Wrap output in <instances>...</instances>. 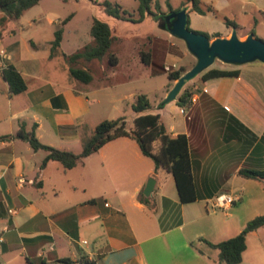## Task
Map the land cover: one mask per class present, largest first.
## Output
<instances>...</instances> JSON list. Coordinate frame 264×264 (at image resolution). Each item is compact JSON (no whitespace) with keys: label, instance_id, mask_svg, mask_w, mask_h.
I'll list each match as a JSON object with an SVG mask.
<instances>
[{"label":"crops","instance_id":"0c3cea01","mask_svg":"<svg viewBox=\"0 0 264 264\" xmlns=\"http://www.w3.org/2000/svg\"><path fill=\"white\" fill-rule=\"evenodd\" d=\"M198 1L203 11L220 17L221 38H230L236 30L240 39L253 32L264 39L258 34L264 25V0ZM183 5L188 15L199 18L191 5ZM240 14H251L254 22L238 24ZM70 19L51 21L63 29L54 52L57 30L46 31L37 23L21 27L31 30L26 38H17L15 30L0 36V137L10 136L0 139V264H224L209 243L243 231L246 220L239 201L247 198L249 184H256L239 171L264 170V65L213 67L238 70L239 75L199 79L190 108L173 101L156 112L171 136L188 138L196 201L183 203L173 175L156 170L132 138L113 140L66 170L52 160L42 166L47 152L33 150L17 136L21 127L28 132L35 127L42 144L79 154L99 124L88 125L90 104L101 105L102 92L112 105L129 103L128 96L113 93V82L94 74L95 60L82 67L90 71V83L71 76L72 54L61 47L68 36L76 40L80 29L69 28ZM227 20L236 28L227 27ZM73 43L78 52L81 45ZM10 65L26 81L25 92H10L2 76ZM160 146L157 142L156 151ZM150 178L155 186L146 197L143 191ZM220 194L234 198L227 209L215 206ZM259 232L264 228L250 235Z\"/></svg>","mask_w":264,"mask_h":264},{"label":"rangeland","instance_id":"374dc122","mask_svg":"<svg viewBox=\"0 0 264 264\" xmlns=\"http://www.w3.org/2000/svg\"><path fill=\"white\" fill-rule=\"evenodd\" d=\"M105 1L121 6L123 10L130 12L133 16L131 19H117L110 16L103 7ZM183 4L191 5L187 0H153L151 8L158 12L157 6L159 5L163 12L169 13L171 8L173 11H179L178 9L183 8ZM138 5V0H43L37 6L24 12L18 20L10 21L8 26L0 29V32L9 34L10 30H15L17 38H26L31 34V30H22L21 27L27 26L30 22L35 26L36 23L40 24V28L46 31L49 29L56 31L62 25L51 24V21H54L56 17H59L61 21L71 17L69 28L80 29V33L76 40V37L70 39L68 36L67 42L65 40L61 50L73 55L76 53L75 47L71 46L75 44L73 41L81 45L79 51H85L86 47L93 44L94 39L90 30L94 19L108 23L115 37L114 42L103 60L95 59L92 70L94 74H101L105 76V80L113 82L115 86L113 93L128 96L129 103L123 101L112 105L109 103L110 99H106L104 96L106 92H102L99 95L102 104H90L88 125L98 124L104 118L117 119L123 116L129 129L133 126V119L136 116V113L129 107L132 102L134 103L139 96L144 95L152 105L149 112H158L161 104L172 103H165L167 96L164 97L168 86L173 83L169 73L179 70L181 67L190 70L197 62L196 58L188 51L184 41L170 35L162 17L147 15L142 21H135L138 16ZM199 7L201 12L196 11L200 15L198 19L193 18L189 13L187 28L207 37L220 34V23L218 24L220 17L206 13L200 4ZM255 18L261 20L259 14H255ZM250 20L254 22V17L251 14H240L237 18L240 25L247 24ZM258 34L264 36V25L259 27ZM255 36L257 37V35ZM257 38L264 41L261 37ZM152 40L163 44L161 46L152 45ZM185 50L188 56L184 55ZM148 55L151 61L153 59L151 64L144 61ZM177 57L179 60H175ZM85 62L91 61L81 59L70 61L69 64L76 68H82ZM251 64L264 65L259 61ZM165 66H169L171 70H165ZM221 66L231 67L217 60L211 68ZM199 79H201L200 75L187 82L182 91L187 89L193 92L198 86ZM106 95L108 94L106 93ZM88 96L91 100L92 96L89 94ZM114 106H118L119 109L114 110ZM174 116L176 119L183 117L179 114ZM251 181L256 183L255 186L249 184L247 198L244 202L239 201V211L246 220V225L255 218L264 216V184L258 180L251 179ZM246 244L247 249L243 253V261L240 264H264V232H259L258 236L248 234ZM183 256L185 257L186 253ZM172 261V263H177L176 259Z\"/></svg>","mask_w":264,"mask_h":264},{"label":"trees","instance_id":"16d2710c","mask_svg":"<svg viewBox=\"0 0 264 264\" xmlns=\"http://www.w3.org/2000/svg\"><path fill=\"white\" fill-rule=\"evenodd\" d=\"M41 1L43 0H0V13H2V15H0V29L7 26L10 21L18 20L24 12L37 6ZM138 1V16L136 17L137 19H135L137 22L145 19L147 15L164 17L168 14L163 12L159 5L157 6L158 12L153 11L151 8L153 0ZM187 1L191 4L193 10L201 12L198 0ZM103 7L105 12L117 19H131L133 16L130 12L123 10L121 6L112 4L109 1H105ZM170 12H173L172 8L170 9ZM227 26L230 28H236V24L230 20H227ZM90 32L94 39L93 44L86 47L85 51H78L69 56V61H77L81 59L87 61L95 59L103 60L107 56L115 39L110 25L102 20L94 19ZM62 34V28L55 32V39L52 42V52L59 48L62 41ZM253 34L256 35L254 32ZM208 37L210 40H213L219 38L220 35L216 34ZM144 61L147 64H151L152 62L149 55ZM187 71L188 70L185 67H181L179 70L169 73L170 78L173 82H177ZM70 74L73 78L85 84L90 83L93 79L90 71L83 68L71 66ZM238 75V70L210 68L200 74V78L202 81H207L212 78ZM2 76L8 83L12 94L17 95L27 90L26 81L14 66L10 65L5 67L2 70ZM192 94L193 92L188 91L187 89L180 92L176 100L177 105L185 109L190 108L192 105ZM131 108L137 114L131 129L127 128L124 117L114 120H103L96 126L92 136L84 141L83 150L79 154L42 144L35 134V127L30 132L21 127L17 136L22 140L29 142L33 150H43L47 152L42 166H45L52 160L61 163L66 170L75 168L83 162L85 158L95 154L104 145L113 140L122 137L132 138L138 143L143 155L154 161L156 170L164 169L173 175L181 202L190 203L196 201L189 143L186 134L171 136L163 124L160 114L149 112L151 104L144 95L139 96L131 105ZM8 138H10V136L0 137V139ZM262 140L264 141V135ZM157 142H160L161 144L159 151H156ZM239 174L248 179L259 181L264 180V170L243 168L240 169ZM141 198L144 202L148 203V199L145 198L143 194H141ZM260 228H264V216H259L249 222L243 231L237 236L217 244H209L213 248L219 250V258L222 263L240 264L243 261V253L247 249V235ZM64 262L70 263L71 261L65 259ZM85 264L94 263L86 261Z\"/></svg>","mask_w":264,"mask_h":264},{"label":"water","instance_id":"95a60500","mask_svg":"<svg viewBox=\"0 0 264 264\" xmlns=\"http://www.w3.org/2000/svg\"><path fill=\"white\" fill-rule=\"evenodd\" d=\"M163 22L170 35L184 41L191 55L197 62L175 83L169 91L165 103L177 100L180 92L189 82L210 69L219 60L227 65L242 66L259 61L264 64V41L254 34L240 39L234 30L230 38H216L210 40L205 35H200L187 28L188 11L184 7L179 11H173L162 17ZM155 179L150 178L143 194L149 197L154 189Z\"/></svg>","mask_w":264,"mask_h":264},{"label":"built area","instance_id":"2783aa9c","mask_svg":"<svg viewBox=\"0 0 264 264\" xmlns=\"http://www.w3.org/2000/svg\"><path fill=\"white\" fill-rule=\"evenodd\" d=\"M165 70L170 71L169 66H165ZM234 202V198L227 194H220L215 199V206L219 209H227Z\"/></svg>","mask_w":264,"mask_h":264}]
</instances>
